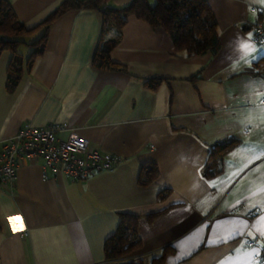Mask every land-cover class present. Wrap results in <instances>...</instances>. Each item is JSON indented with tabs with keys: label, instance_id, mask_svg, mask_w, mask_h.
I'll return each instance as SVG.
<instances>
[{
	"label": "crops",
	"instance_id": "obj_1",
	"mask_svg": "<svg viewBox=\"0 0 264 264\" xmlns=\"http://www.w3.org/2000/svg\"><path fill=\"white\" fill-rule=\"evenodd\" d=\"M61 1L9 0L27 27ZM206 2L217 21L214 55L177 52L164 29L131 15L110 52L123 68H95V51L117 31L103 34L92 8L69 10L50 24L45 50L13 92L6 89L12 53L1 52L0 140L25 121L63 123L61 137L72 130L120 160L84 178L52 176L41 159L24 162L14 184L0 187V264H151L161 253V264H258L260 251L255 259L252 253L264 238V45L253 37L260 16L251 6L264 7V0ZM40 33L19 45L23 62ZM149 78L159 79L154 88L145 85ZM230 138L239 142L223 156L221 172L206 175L211 145ZM145 162L158 174L143 186L137 178ZM118 212L139 216L142 244L105 261L103 242Z\"/></svg>",
	"mask_w": 264,
	"mask_h": 264
},
{
	"label": "trees",
	"instance_id": "obj_2",
	"mask_svg": "<svg viewBox=\"0 0 264 264\" xmlns=\"http://www.w3.org/2000/svg\"><path fill=\"white\" fill-rule=\"evenodd\" d=\"M109 0H62L39 24L27 27L20 21L9 0H0V54L3 50L12 53L6 71V89L15 91L22 79L23 71L29 70L35 58L43 53L46 46V35L50 24L61 14L79 8H92L102 16V33L115 28L114 37L102 42L93 55L92 64L98 69L115 70L123 66L110 59V52L121 37V30L128 17L133 15L145 21L151 27L164 29L171 37L175 50L186 55H200L205 53L216 54L220 47L217 32V21L206 0H131L123 7L108 5ZM40 30V36L33 40L31 51L25 62L19 51V45L24 38ZM159 79L145 80L148 88H154ZM237 138L213 143L210 147V165L206 175H215L221 172V160L237 144ZM158 169L153 162H145L138 173V183L146 186L157 176ZM168 189L157 194V199L162 200L167 195ZM159 212L146 215L151 220ZM139 216L130 212H118V222L113 233L108 235L103 242L105 261L119 259L140 248L142 242L137 226ZM164 253L152 258L151 264H161ZM127 264H143L140 259L131 260Z\"/></svg>",
	"mask_w": 264,
	"mask_h": 264
},
{
	"label": "built area",
	"instance_id": "obj_3",
	"mask_svg": "<svg viewBox=\"0 0 264 264\" xmlns=\"http://www.w3.org/2000/svg\"><path fill=\"white\" fill-rule=\"evenodd\" d=\"M251 11L260 16L259 21L251 25L253 37L264 45V7L251 6ZM67 128L63 123L37 126L25 121L15 135L0 140V187H11L17 169L35 159H41L44 171H50L52 176L62 172L67 178H84L91 173L109 171L119 162L118 157L91 147L85 137L72 130L61 137L59 134ZM260 258H264V250L260 251Z\"/></svg>",
	"mask_w": 264,
	"mask_h": 264
},
{
	"label": "snow or ice",
	"instance_id": "obj_4",
	"mask_svg": "<svg viewBox=\"0 0 264 264\" xmlns=\"http://www.w3.org/2000/svg\"><path fill=\"white\" fill-rule=\"evenodd\" d=\"M253 227H256V226L253 225ZM233 235H234V233H233ZM261 236H264V232H261ZM231 238H233V237L229 236L227 239H231ZM225 242H226V240H225ZM261 250H264V244L260 245L259 248H256L253 250V253H252L253 259H255L257 257L259 251H261ZM250 264H251V262H250ZM258 264H264V258H260L258 260Z\"/></svg>",
	"mask_w": 264,
	"mask_h": 264
},
{
	"label": "rangeland",
	"instance_id": "obj_5",
	"mask_svg": "<svg viewBox=\"0 0 264 264\" xmlns=\"http://www.w3.org/2000/svg\"><path fill=\"white\" fill-rule=\"evenodd\" d=\"M27 55H28V54H27ZM27 55H26V56H27Z\"/></svg>",
	"mask_w": 264,
	"mask_h": 264
},
{
	"label": "water",
	"instance_id": "obj_6",
	"mask_svg": "<svg viewBox=\"0 0 264 264\" xmlns=\"http://www.w3.org/2000/svg\"><path fill=\"white\" fill-rule=\"evenodd\" d=\"M0 38H1V36H0Z\"/></svg>",
	"mask_w": 264,
	"mask_h": 264
}]
</instances>
